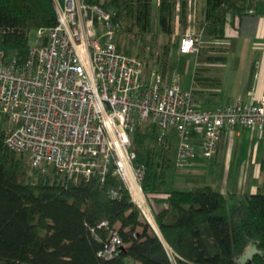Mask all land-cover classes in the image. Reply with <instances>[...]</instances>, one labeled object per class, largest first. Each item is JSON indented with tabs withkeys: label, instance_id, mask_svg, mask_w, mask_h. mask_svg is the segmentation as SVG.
I'll return each mask as SVG.
<instances>
[{
	"label": "trees",
	"instance_id": "obj_1",
	"mask_svg": "<svg viewBox=\"0 0 264 264\" xmlns=\"http://www.w3.org/2000/svg\"><path fill=\"white\" fill-rule=\"evenodd\" d=\"M85 1L112 9L119 50L136 56L144 73L155 70L164 80L180 43L173 29L177 8L183 32L192 26L202 35L198 58L210 51L217 55L207 57V64H225L232 50L224 43L229 30L240 34L245 18L264 2L205 0L203 18L192 23V0H159L157 33L153 0ZM57 24L53 0H0L5 63L27 62L31 32ZM208 71L198 67L194 74L192 92L198 102L201 90L222 86ZM8 122L4 116L0 128V264H264V190L225 195L205 185L167 191L174 131L162 140L150 127L133 136L135 164L146 168L145 195L167 198V207L154 216L158 233L113 170L104 176L99 167L91 179L76 182L54 168H36L28 155L7 147ZM114 235L122 245L109 258L104 253Z\"/></svg>",
	"mask_w": 264,
	"mask_h": 264
},
{
	"label": "built area",
	"instance_id": "obj_2",
	"mask_svg": "<svg viewBox=\"0 0 264 264\" xmlns=\"http://www.w3.org/2000/svg\"><path fill=\"white\" fill-rule=\"evenodd\" d=\"M53 2L58 24L37 32L27 62L5 63L0 54V114L11 124L6 145L36 168H54L76 182L99 167L104 176L113 170L151 223L142 190L146 168L135 164L132 150L139 129L155 128L161 140L174 131L180 170L212 161L224 133L237 127L264 133V97L201 110L179 76L144 73L136 56L119 50L112 9L85 0ZM202 47L192 26L182 33L179 54L198 56ZM121 245L112 236L104 255L113 257Z\"/></svg>",
	"mask_w": 264,
	"mask_h": 264
},
{
	"label": "crops",
	"instance_id": "obj_3",
	"mask_svg": "<svg viewBox=\"0 0 264 264\" xmlns=\"http://www.w3.org/2000/svg\"><path fill=\"white\" fill-rule=\"evenodd\" d=\"M204 2L205 0H192L193 13L190 17L192 23L196 19L203 18ZM228 37L224 43L227 47H232L229 54L235 48H238L239 41L241 48L242 62L233 70L235 76L233 78L234 91L224 93L223 88L218 90L204 88L205 90H201L202 95L199 98L201 110L210 111L219 106L235 104L238 101L257 102L264 97V2L257 4L253 16L245 18L240 34L231 29ZM226 65L227 62L223 67H226ZM214 66L215 64L212 63L204 66V68L209 69L207 76L222 81L221 77L214 76V72H212ZM229 74L231 75L232 72ZM193 78L191 87H183L184 89H192ZM223 150L225 151L222 152ZM223 153L227 154V161L229 160L228 173L234 171L233 182L229 179L228 181L225 175L222 182L225 188L231 187L235 193L243 194L248 191L250 179L252 178L257 181L256 184L253 183L250 187L252 193H255L258 189L264 190V133H258L255 129L245 127H237L230 134L224 133L216 157L211 162H218ZM193 167L195 168V166ZM157 201V205L152 204V211L150 210L153 214L167 207L166 196L159 197ZM157 207L159 208L157 209Z\"/></svg>",
	"mask_w": 264,
	"mask_h": 264
},
{
	"label": "rangeland",
	"instance_id": "obj_4",
	"mask_svg": "<svg viewBox=\"0 0 264 264\" xmlns=\"http://www.w3.org/2000/svg\"><path fill=\"white\" fill-rule=\"evenodd\" d=\"M180 9L177 8V16H179ZM176 16L175 21L173 22V29H174V34L177 39H180L183 33L182 26L178 22V17ZM193 20V19H192ZM153 32L160 33L159 29V0H153ZM194 28V27H193ZM195 29V28H194ZM37 31H32L30 34V44L34 45L35 44V38ZM240 41L238 42V48H235L231 54L228 55V61L226 67H223L224 64H215L214 69L212 72H214V76H218L222 78L223 81V88L224 93H232L234 91V80L233 78L235 77L233 74V70L235 67H238L240 63L242 62L241 55H240ZM215 55L210 51L203 50L202 51V56L198 58V56L194 55H181L179 54L178 51V45L174 48L173 53H172V60H171V66H172V74H176L180 78V84L182 87H191L192 85V78L194 71L197 67H204L207 65V61L205 60L207 57ZM217 55V54H216ZM215 55V56H216ZM200 59V60H199ZM232 74L230 75L229 73ZM216 74V75H215ZM233 75V77H232ZM203 109V108H202ZM3 117L0 116V128L4 125L3 122ZM8 128H11V124L8 122L7 123ZM181 144L180 139L176 137L174 144H173V149L171 152V158H172V166L171 169L168 173V178H167V185H166V190L171 191L173 189H181V190H189L193 186H205V185H210L216 188V190L220 191L221 193L228 195L230 192H234L233 189L230 188H225L222 184V182L225 179V175L227 177V180H231L233 182V174L234 171H229L228 173V168H229V160L227 161V154L223 153L221 157L219 158L218 162H211L207 161L204 159H198L195 163V168H189L185 170H180L176 168V162L178 158V149ZM226 143L224 142V145ZM223 150L222 152H224ZM200 163V164H199ZM232 174V176H231ZM228 180V181H229ZM231 182V183H232ZM264 182V178H263ZM256 184L257 181L253 180L252 178L250 179V186L248 188L249 193L252 194V184ZM244 189V188H243ZM143 190V189H142ZM143 194L145 196V206L146 208L152 211V204L157 205L158 201L157 200H149V198L145 195L144 191ZM159 207H157L158 209ZM152 213V216L150 217L151 224L153 227L159 232V229L156 225L155 222V214ZM160 233V232H159Z\"/></svg>",
	"mask_w": 264,
	"mask_h": 264
},
{
	"label": "bare ground",
	"instance_id": "obj_5",
	"mask_svg": "<svg viewBox=\"0 0 264 264\" xmlns=\"http://www.w3.org/2000/svg\"><path fill=\"white\" fill-rule=\"evenodd\" d=\"M138 194H139V196H140L141 200H143V201H144V197L142 196V194H141L140 192H138Z\"/></svg>",
	"mask_w": 264,
	"mask_h": 264
},
{
	"label": "water",
	"instance_id": "obj_6",
	"mask_svg": "<svg viewBox=\"0 0 264 264\" xmlns=\"http://www.w3.org/2000/svg\"><path fill=\"white\" fill-rule=\"evenodd\" d=\"M159 233V232H158Z\"/></svg>",
	"mask_w": 264,
	"mask_h": 264
}]
</instances>
